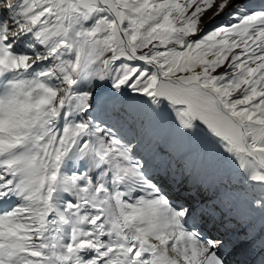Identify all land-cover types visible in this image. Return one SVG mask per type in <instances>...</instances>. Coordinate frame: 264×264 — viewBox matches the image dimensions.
I'll return each mask as SVG.
<instances>
[{
    "label": "snow or ice",
    "instance_id": "snow-or-ice-1",
    "mask_svg": "<svg viewBox=\"0 0 264 264\" xmlns=\"http://www.w3.org/2000/svg\"><path fill=\"white\" fill-rule=\"evenodd\" d=\"M233 255L264 264V0H0V264Z\"/></svg>",
    "mask_w": 264,
    "mask_h": 264
},
{
    "label": "rangeland",
    "instance_id": "rangeland-1",
    "mask_svg": "<svg viewBox=\"0 0 264 264\" xmlns=\"http://www.w3.org/2000/svg\"><path fill=\"white\" fill-rule=\"evenodd\" d=\"M136 141L133 140V143H135ZM193 147L194 148H198L199 150L203 151V141L200 140L199 138L197 140H195L193 142ZM228 171L227 168L221 164L218 163L216 161L215 158L212 159L211 164L209 166V170H208V176L205 178H201L204 180V183L202 185V187H204V184H206V190H208V188L210 189L212 185L214 184H219L218 186L222 185L221 182L225 181L226 179L225 177L228 176ZM225 178V179H224ZM192 186L191 180L187 183L186 187L190 188ZM194 193V190H193ZM173 195H177L179 196L181 202H183L184 200L189 199V197L193 194H190L188 191H184V190H180V191H176L175 189L173 190ZM204 199L205 203L208 205H211L214 200L210 199L213 197H210L208 199H206L205 196L200 197V196H196L191 202L194 204V206L198 209L199 207V202L201 201V199ZM198 214H199V210H197ZM235 255L231 256L232 259L234 258ZM231 259V261L233 262V260Z\"/></svg>",
    "mask_w": 264,
    "mask_h": 264
},
{
    "label": "bare ground",
    "instance_id": "bare-ground-1",
    "mask_svg": "<svg viewBox=\"0 0 264 264\" xmlns=\"http://www.w3.org/2000/svg\"><path fill=\"white\" fill-rule=\"evenodd\" d=\"M201 178H204V177H201ZM231 258H232V257H230V258H229V260H230V263H232V261H231ZM233 262H234V260H233Z\"/></svg>",
    "mask_w": 264,
    "mask_h": 264
}]
</instances>
